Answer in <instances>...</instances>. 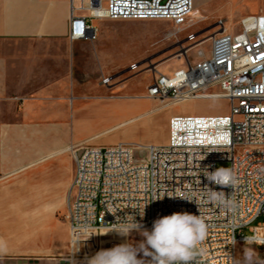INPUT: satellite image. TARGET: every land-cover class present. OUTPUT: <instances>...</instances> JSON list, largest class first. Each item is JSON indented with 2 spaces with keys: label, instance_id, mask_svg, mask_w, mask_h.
I'll list each match as a JSON object with an SVG mask.
<instances>
[{
  "label": "built area",
  "instance_id": "built-area-1",
  "mask_svg": "<svg viewBox=\"0 0 264 264\" xmlns=\"http://www.w3.org/2000/svg\"><path fill=\"white\" fill-rule=\"evenodd\" d=\"M76 1L72 11L82 14L71 17L72 41L97 39L92 19L164 20L179 32L188 27L194 9V0ZM220 23L208 55L199 47L203 42H196L198 33H188L184 40L198 47L197 60L169 74L157 70L146 96L175 102L224 98L229 113L175 114L164 144L119 141L81 146L74 156L67 203L74 251L128 214L148 230L154 220L174 212L199 215L194 202L179 198L189 194L201 200L200 213L209 225L202 264H233L246 237L255 238L251 247L264 260V223L253 224L264 214V13L243 19L237 32ZM103 83L109 85L110 77ZM219 162H229L235 172L234 192L205 177V170L215 171ZM211 189L232 193L239 205L235 215L207 200ZM145 204L141 219L138 210Z\"/></svg>",
  "mask_w": 264,
  "mask_h": 264
},
{
  "label": "crops",
  "instance_id": "crops-1",
  "mask_svg": "<svg viewBox=\"0 0 264 264\" xmlns=\"http://www.w3.org/2000/svg\"><path fill=\"white\" fill-rule=\"evenodd\" d=\"M213 1L229 6L234 0H197V9ZM240 2L251 7L225 11L226 20L238 15L241 23L264 13V0ZM73 5L76 0H0V241L6 244L0 264H85L81 257L96 246L91 241H117L111 232L97 234L76 252L69 223L48 207L69 195L75 171L70 150L101 134L79 138L78 113L110 101L103 79L110 77L111 52L99 50L97 27L93 41L69 38L72 15L82 14ZM94 94L96 100L87 103Z\"/></svg>",
  "mask_w": 264,
  "mask_h": 264
},
{
  "label": "rangeland",
  "instance_id": "rangeland-1",
  "mask_svg": "<svg viewBox=\"0 0 264 264\" xmlns=\"http://www.w3.org/2000/svg\"><path fill=\"white\" fill-rule=\"evenodd\" d=\"M230 3L231 5L228 6L217 1L207 5L204 2V5L197 9L199 5L195 0L196 16L189 17L188 27L179 32L175 31L176 28L169 21H117L116 24H110L99 19L92 20V24L99 30L97 40L99 50L104 48L111 52L107 63L110 83L108 87H104L107 91L104 95L110 101L103 106L93 104L78 113L75 127L79 138H87L100 132L101 134L92 141L79 143L70 150L68 155L73 168H75V153L79 154L78 149L82 145H105L119 141L131 142L135 145L164 144L168 141L169 120L175 114L224 115L229 113L230 104L224 98H201L175 102L169 99L149 98L146 93L157 70L169 74L183 66L186 61L197 60L198 47H192L190 46L192 43L184 40L188 33H198L196 42L197 44L203 42L199 47H202L208 55L211 38L221 30L220 22H223L230 31L240 30L241 23L238 21V15L228 14L226 20L224 13L229 12L231 8L249 9L251 3H241L240 0ZM198 14L202 15V20ZM78 47V53L81 54L82 47ZM87 47L86 52L93 56L94 48L90 43ZM186 49L190 50L185 53ZM134 64L137 65L135 69L132 68ZM95 96L97 95L87 98V103L94 102ZM220 167L230 168V163L219 162L216 169ZM68 196L62 200L50 201L48 207L52 208V214L69 223ZM258 223H264V214L253 224ZM244 232L249 233L248 229ZM110 234L113 236L116 233ZM116 238V242L102 243L100 239L91 241L96 246L90 247L93 252L87 257L93 256L101 249H110L125 242L124 238L117 234ZM128 239L129 242H139L143 238L133 232ZM243 249L244 247L240 249L237 258L242 257ZM253 249L258 252L256 248Z\"/></svg>",
  "mask_w": 264,
  "mask_h": 264
},
{
  "label": "clouds",
  "instance_id": "clouds-1",
  "mask_svg": "<svg viewBox=\"0 0 264 264\" xmlns=\"http://www.w3.org/2000/svg\"><path fill=\"white\" fill-rule=\"evenodd\" d=\"M204 175L210 183L219 188H230L235 191L237 176L232 169L220 167L211 172L205 170ZM179 198L194 202L199 215L174 212L154 220L151 230L138 222L134 215L128 214L123 219L117 218L108 232L99 235L115 232L124 238L125 242L110 249H101L93 256L86 257L85 264H202L200 258L206 254L203 245L209 235V225L200 213L201 200L189 194H182ZM207 200L232 215H235L239 206L232 193L226 195L223 190L211 189L207 194ZM146 205L138 210L141 219L145 215ZM133 232L138 233L143 239L139 242H129L128 238ZM255 242L254 237H246L243 255L233 260V264H264V260L259 258V253L251 247ZM5 249L6 244L0 241V252ZM78 251L79 249L76 252Z\"/></svg>",
  "mask_w": 264,
  "mask_h": 264
},
{
  "label": "bare ground",
  "instance_id": "bare-ground-1",
  "mask_svg": "<svg viewBox=\"0 0 264 264\" xmlns=\"http://www.w3.org/2000/svg\"><path fill=\"white\" fill-rule=\"evenodd\" d=\"M195 12H196V8H195V9H193V11H192V13H191L190 17H192V18H193V16H194Z\"/></svg>",
  "mask_w": 264,
  "mask_h": 264
}]
</instances>
